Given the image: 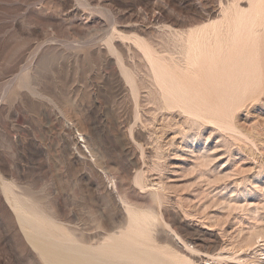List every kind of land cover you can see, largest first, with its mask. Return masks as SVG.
Segmentation results:
<instances>
[{"label":"rangeland","instance_id":"374dc122","mask_svg":"<svg viewBox=\"0 0 264 264\" xmlns=\"http://www.w3.org/2000/svg\"><path fill=\"white\" fill-rule=\"evenodd\" d=\"M240 3L248 8L247 0ZM231 5L232 0H0V264H43L10 209L7 193L14 191L23 201L55 209L58 223L63 219L86 246L126 225L120 201L151 210L159 223L152 251H162H138L139 264H151L150 255L159 254L156 264H175L179 257L181 264H264V31L256 55L245 46L240 52L246 58L239 52L232 66L223 64L227 77L217 71L220 62L216 70L206 66L213 72L202 65L188 72L178 59V31L219 21ZM141 45L150 49L145 58L153 65ZM253 56L261 58L253 62ZM169 58L176 59L174 68ZM154 63L159 75L152 74ZM159 63L174 71H162ZM178 66L190 76L200 70L201 81L217 92L203 83L200 88V79L193 81L197 76L188 77L200 86L189 85L186 74L175 72ZM173 72L178 76H169ZM209 72L225 76L215 84L219 76L213 75L216 90ZM160 74L169 84L183 77L172 84L189 98L166 81L167 87L164 81L158 87L161 81L154 78ZM195 88L208 99L199 90L195 96ZM167 95L182 97V103L190 99L188 108L174 97L170 103Z\"/></svg>","mask_w":264,"mask_h":264},{"label":"bare ground","instance_id":"6f19581e","mask_svg":"<svg viewBox=\"0 0 264 264\" xmlns=\"http://www.w3.org/2000/svg\"><path fill=\"white\" fill-rule=\"evenodd\" d=\"M238 0H232V5H231V7L230 8H226L225 10H224V13H223V15H222V17H221V20H217L216 22H212L211 21V23H209V22H206L207 23V25H205V24H203V25H205V26H201V27H199V28H194V29H192V30H186V32L184 31L183 33H182V31H181V33H180V31H178L179 33H178V39L180 40V46L178 45V43H176L175 41H176V39H177V37L175 36L176 35V31L174 32V31H172V33H170V34H173L175 37H176V39L174 38V39H171V41L172 40H175V41H173V43L175 42L178 46H179V49H180V51H179V53H180V55H181V57H180V55L179 56H176V57H180V58H178V59H181V60H183V65H184V67H185V70L187 69L188 70V72H189V70L191 71V69L192 68H195V70H196V68H197V66H199V65H202V67L204 68V69H206L207 71H208V69L212 66V64H214L213 65V68L217 65V62H220L219 64H220V66L219 67H221V68H218L217 67V71L218 70H220L221 71V74L223 73L222 72V70H224V71H226L225 69H223L222 68V66H224L225 65V63H227L226 65L227 66H229V64L228 63H231V66H232V62L230 61V59L232 60V61H234L233 59H237V57H236V55L237 54H239V52L240 51H245V49L247 50L248 48H246L245 46H247V47H250L251 48V50H253L254 48L256 49V47H258V46H256L255 47V45L256 44H258V39H261V37H259V35H260V33L262 32V31H264V0H247V2H248V8H244V7H241V5L239 6V3L240 2H243L242 0L238 3V4H236V2H237ZM228 3H230V2H228ZM220 4V3H219ZM241 4V3H240ZM225 6V5H224ZM226 6H228V5H226ZM203 8V7H202ZM200 9V8H199ZM212 9V8H211ZM214 9H215V7H214ZM217 10V9H216ZM206 12V11H205ZM213 12V11H212ZM203 13V12H202ZM210 13V12H209ZM221 13V14H222ZM204 14V13H203ZM202 14V16H204ZM207 14H208V12H207ZM220 14V15H221ZM213 15V14H212ZM201 16V15H200ZM203 18V17H202ZM207 18V17H206ZM208 19V18H207ZM211 20H212V17L210 18ZM199 20H201V19H199ZM205 20V19H204ZM203 20V21H204ZM208 21V20H207ZM214 21V20H213ZM209 23V24H208ZM189 26V25H188ZM196 27H198V26H196ZM190 28V27H189ZM192 28V27H191ZM169 34V33H168ZM262 34V33H261ZM264 34V33H263ZM263 36V35H262ZM170 37H171V35H170ZM264 37V36H263ZM137 40H139V39H137ZM110 41V40H109ZM134 41V40H133ZM135 41H136V39H135ZM141 41V40H140ZM260 41H262V40H260ZM139 42V41H138ZM138 42H136V44H135V46L138 44ZM112 42H110V44H111ZM140 43V42H139ZM107 45V44H106ZM177 45H175V46H177ZM262 45V44H261ZM142 46H144V45H141V47ZM174 45L172 44V47H173ZM137 47V49H139V47H138V45L136 46ZM141 47H140V50H142V51H144L143 53V58H145V56H147L146 55V52L148 51V50H150V49H148L147 51H145V49H144V47H142L143 49H141ZM105 48H107V47H105ZM113 48H114V46H113ZM113 48H110V49H113ZM124 48V47H123ZM129 48V47H128ZM147 48H149V46H147L146 47V49ZM174 48V47H173ZM177 47H175L174 49H176ZM242 48H243V50H242ZM249 48V49H250ZM109 49V48H108ZM118 50V52H119V49L118 48H114V50ZM127 49V48H126ZM125 49V50H126ZM173 49V50H174ZM178 49V50H179ZM255 49L253 50V53L255 52ZM124 50V51H125ZM130 50V49H129ZM152 50V49H151ZM111 51H113V50H111ZM123 51V50H122ZM121 51V52H122ZM139 51V50H138ZM109 52V51H108ZM115 54L117 53V52H115V51H113ZM174 52H176L175 50H174ZM249 52H250V50H249ZM126 53V52H125ZM129 53V52H128ZM141 53V52H140ZM149 53V52H148ZM147 53V54H148ZM242 52H240V54L238 55V57H240V55H241V57L243 58V55L245 54L244 52L241 54ZM251 53H252V51H251ZM251 53L249 54V56L251 55ZM257 53H258V51H257ZM260 53V52H259ZM107 54V53H106ZM105 54V55H106ZM115 54H114V57H115V59H117L118 57H116L115 56ZM122 55H123V53H121ZM142 54V53H141ZM151 54V53H150ZM150 54H148V56H150ZM177 54H178V52H177ZM246 54H247V52H246ZM109 55V54H108ZM118 55H119V53H118ZM127 55V54H126ZM125 55V56H126ZM154 55H156L155 54V51H154ZM154 55H153V57H154ZM174 55H176V53L174 54ZM173 55V56H174ZM248 55V54H247ZM253 55H256V52H255V54H253ZM107 56V55H106ZM158 56V55H157ZM172 56V55H171ZM236 58H235V57ZM245 56V55H244ZM248 56V57H249ZM260 56H261V54H260ZM260 56H257V57H260ZM264 56V55H263ZM124 57V56H123ZM122 57V58H123ZM151 57V56H150ZM234 57V58H233ZM248 57H247V59H248ZM256 57V58H257ZM147 58V57H146ZM145 58V60H147ZM155 58V57H154ZM245 58H246V56H245ZM252 58V57H251ZM254 58H255V56H253V62H255L254 61ZM255 58V59H256ZM261 58V57H260ZM160 59V58H159ZM167 59V58H166ZM171 58H169V60H170ZM173 59V58H172ZM171 59V60H172ZM223 59H224V61H223ZM247 59H246V61H247ZM118 61H119V59H117ZM124 60V59H123ZM148 60H150L149 62H148ZM148 60H147V62H148V64H150V62H151V64L153 65V61L151 60V59H149V57H148ZM153 60H155L154 62H156L157 61V58L156 59H153ZM168 60V61H169ZM170 60V61H171ZM174 60H176V59H174ZM174 60H173V62L171 63L172 65L174 64ZM181 60H178V61H181ZM222 60V61H221ZM227 60L228 61H230V62H227ZM105 61H107V60H105ZM116 61V60H115ZM164 61H166L165 59H164ZM169 61V62H170ZM236 61V60H235ZM249 61V60H248ZM256 61H257V59H256ZM120 63L121 62H123L121 59H120V61H119ZM119 62H118V64H119ZM167 62V61H166ZM177 62V61H176ZM244 62V61H243ZM251 62H252V60H251ZM259 62V61H258ZM107 63V62H106ZM222 63V64H221ZM249 63H250V61H249ZM147 64V65H148ZM155 64V63H154ZM158 64V63H157ZM162 64L164 65V64H167V63H163V59H162ZM170 64V63H169ZM168 64V65H169ZM177 64L180 66V64L177 62ZM181 64V65H182ZM218 64V65H219ZM224 64V65H223ZM235 63H233V65H234ZM243 64V63H242ZM242 64H241V66H242ZM255 64V63H254ZM253 64V66H255ZM259 64H260V62H259ZM122 65V64H121ZM152 65H151V67H152ZM156 65V64H155ZM154 65V66H155ZM208 65V67L209 68H207L206 66ZM209 65H211V66H209ZM217 65V66H218ZM226 65L224 66V67H226ZM235 65H238V62L235 64ZM244 65V64H243ZM257 65V64H256ZM119 66V65H118ZM117 66V69H119V67ZM149 66V65H148ZM154 66H153V68H154ZM159 67L160 66H162V65H160V63H159V65H158ZM167 66V65H166ZM166 66H162L163 68H160V69H162V71H165L166 69L167 70H169L170 69V67H169V69H168V67L167 68H165ZM171 66V65H170ZM175 66H177V65H175ZM175 67V72L176 73H178L179 71H180V67ZM206 68H205V67ZM262 66V65H261ZM261 66H260V71H261ZM121 67V66H120ZM149 68V69H152V68ZM157 67V65L155 66V68ZM236 66H234V68H235ZM125 68V65H124V67H123V71H124V73H125V70H126V68ZM158 68V67H157ZM157 68L152 72V74L155 72V71H157ZM173 68H174V65H173ZM172 68V71H174V69ZM213 68H212V70H213ZM233 68V69H234ZM244 68V67H243ZM256 68V67H255ZM255 68H254V71H255ZM159 69V68H158ZM164 69V70H163ZM181 69H183V68H181ZM198 69H201L200 68V66L198 67ZM211 69V68H210ZM209 69V70H210ZM215 70H216V67L214 68ZM222 69V70H221ZM228 69H230V68H228L227 67V72H229V71H231V70H229L228 71ZM247 69V71L249 70V68H246ZM246 69H245V71H246ZM166 70V72L168 73L169 71L170 72H172L171 70H169V71H167ZM179 70V71H178ZM184 70V69H183ZM183 70H181L180 72L183 74L184 73V71ZM186 70V71H187ZM203 70V69H202ZM212 70H210V72H213ZM241 70H243L242 69V67H241V69L239 70V72L241 71ZM121 71V70H120ZM161 71V70H160ZM160 71H158V72H160ZM178 71V72H177ZM192 71H194V69H192ZM197 71V70H196ZM200 71V70H199ZM197 72V74H196V76H197V78H196V76H195V74H194V77L192 78L191 76L193 75H188V73H185L186 75H187V79H185V81L187 82V80H188V83H189V85L192 83V81H190L191 79H194V78H196V80L194 79L193 81H195V82H197L198 81V78H199V76H198V73H200V72ZM205 71V70H204ZM206 71V72H207ZM244 71V70H243ZM242 71V72H243ZM249 71H251L252 72V69L251 70H249ZM180 72L178 73L180 76H182L181 74H180ZM195 72V71H194ZM209 72V73H210ZM232 72V71H231ZM241 72V73H242ZM250 72V74H251V76L253 75L252 73ZM123 73V72H122ZM127 73H128V71H127ZM126 73V74H127ZM174 74V72H173V74L171 75L170 73V75L169 76H173L174 77V75H177L178 76V74ZM202 75L204 76V72L202 71ZM208 73V74H209ZM215 73V75H216V77L217 76H219V73L220 72H214ZM225 73V72H224ZM224 73H223V75H224ZM233 73H235L234 72V70H233ZM232 73V74H233ZM236 73H237V71H236ZM236 73H235V75H236ZM240 73V74H241ZM245 73V72H244ZM246 73H248V72H246ZM125 74V75H126ZM150 74H151V71H150ZM154 74H156V73H154ZM158 74V73H157ZM156 74V75H157ZM161 74H162V72H161ZM160 74V75H161ZM164 74V73H163ZM185 74H183V75H185ZM220 74V76H222ZM229 74V73H228ZM227 73H225V75H226V77H227V75H228ZM239 74V73H238ZM250 74H248V75H250ZM263 74V73H262ZM159 75V74H158ZM165 75V74H164ZM200 75V74H199ZM206 75H207V73H206ZM205 75V76H206ZM210 75L212 76V77H210ZM210 75H208L210 78H211V80L209 81L210 82V84L211 85H213L212 84V82L211 81H213V80H215V75L213 74V73H210ZM213 75H214V77H213ZM154 76V75H153ZM165 76H167V74L165 75ZM188 76H190V80H189V77ZM204 76V77H205ZM207 76V77H208ZM220 76L217 78V80H215V82L213 81V83H215L216 84V82L217 81H222V80H224L225 78H223V77H225V76H222V80H221V78H220ZM247 76V75H246ZM128 78H126V79H128L129 80V75L127 76ZM157 77V76H156ZM155 77V78H156ZM161 77H164V76H158V79L156 80L155 78H154V80L157 82V81H161ZM173 77H171V78H173ZM200 77H201V75H200ZM238 77V76H237ZM241 77V76H240ZM239 77V78H240ZM257 77H259V75L257 76ZM161 78V79H160ZM166 78V77H165ZM164 78V79H165ZM170 78V77H169ZM176 78H179V77H176ZM185 78V77H184ZM206 78V77H205ZM220 78V80H218ZM229 78H230V75H229ZM249 78V77H248ZM253 78H254V76H253ZM122 79H123V77H122ZM151 79H152V76H151ZM163 79V81L165 82L166 80H164ZM182 79H183V77H181L180 78V80H181V82H182ZM200 79V78H199ZM204 79V78H203ZM208 79V78H207ZM207 79H205V80H207ZM213 79V80H212ZM228 79V78H227ZM232 79H235V78H232ZM231 79V80H232ZM241 79V78H240ZM124 80V79H123ZM153 80V81H154ZM172 80V79H171ZM171 80H170V84H171V86L173 87V88H175V86H173V84H172V82L174 81V80H176L175 78H174V80L171 82ZM179 79L178 80H176V81H180ZM202 80V78L200 79V82H201V86L200 85H198L197 83H192V86L194 87H199L200 86V88L202 87V86H204V85H207V84H204V83H206L204 80L203 81H201ZM226 80V79H225ZM229 80V79H228ZM227 80V81H228ZM237 80L238 79H236L235 81L237 82ZM254 80H255V82H256V79L254 78ZM125 81V80H124ZM154 81V82H155ZM163 81H161V82H159V84H158V87L160 86H162L163 84H160V83H163ZM169 81V80H168ZM190 81V82H189ZM234 81V82H235ZM243 81H244V79H243ZM250 81H252V80H250ZM128 83H130L129 81H127ZM167 82V81H166ZM164 83L165 85V87H167L166 86V84L168 83ZM181 82H179V84H181L182 85V87L184 86V85H188V83H185L184 85H183V83H181ZM183 82H184V79H183ZM204 82V83H203ZM208 82V81H207ZM209 82H208V84H209ZM232 82H233V80H232ZM232 82L230 83V84H232ZM241 82V81H240ZM249 82V81H248ZM259 82H260V80H259ZM126 83V82H125ZM132 83V82H131ZM174 83V82H173ZM202 83L204 84V85H202ZM224 83V82H223ZM156 84V83H155ZM156 84V85H157ZM169 83H168V85H170ZM176 84V82L174 83V85ZM194 84V85H193ZM195 84H197V85H195ZM124 85V84H123ZM129 85H131V84H129ZM210 85V86H211ZM223 85V84H222ZM222 85H221V88H220V90L223 88L222 87ZM246 85V84H245ZM253 85H254V83H253ZM177 86H178V84H177ZM176 86V87H177ZM208 86V85H207ZM214 86V85H213ZM217 86V85H216ZM224 86V85H223ZM226 86V85H225ZM227 86H228V84H227ZM226 86V88H228ZM230 86V85H229ZM235 86H236V84H235ZM248 86V85H247ZM257 86H259L258 85V83H257ZM164 87V88H165ZM189 87V86H188ZM192 87V88H193ZM209 87V86H208ZM208 87H206V89H204V87H203V89L202 90H206V92H208V90H207V88ZM215 87V86H214ZM214 87H212V88H214ZM220 87V86H219ZM219 87L217 86V88L219 89ZM163 87H162V90L164 89ZM178 88V87H177ZM177 88H175V90H177L178 92L177 93H180L181 92V90H179L181 87H179L178 89ZM185 88V87H184ZM184 88H183V90H184ZM187 88V87H186ZM191 88V87H190ZM192 88H191V90H192ZM225 88V90H227ZM233 88V87H232ZM235 88V87H234ZM236 88H238V87H236ZM123 89V88H122ZM167 89V88H166ZM194 89V88H193ZM209 89L210 90H212V91H209V92H212V94H213V92L214 93H216L217 92V90H216V87H215V90L216 91H213V89H211V87H209ZM131 90H132V88H131ZM130 90V91H131ZM161 90V89H160ZM160 90H158V91H160ZM161 90V91H162ZM168 90V89H167ZM182 90V91H183ZM188 90H189V88H188ZM188 90L186 91V93L188 92ZM196 90H199V92L201 93V90L200 89H196L195 88V92H194V95L195 94H197L196 93ZM223 90L224 89H222V92H223ZM239 90V89H238ZM237 90V91H238ZM253 90H254V88H253ZM163 91H165V93L166 94H169L170 93V91L172 92V90L170 89L169 90V92L167 93L166 92V90L164 89ZM193 91V90H192ZM203 91V92H204ZM229 91V90H228ZM234 91V90H233ZM136 92V91H135ZM184 92V91H183ZM189 92H191L190 90H189ZM198 92V93H199ZM209 92H208V94H209ZM220 92V91H219ZM163 94L162 95H164L165 93L164 92H162ZM177 93H172V95H177ZM205 93V92H204ZM226 93V91L223 93V95ZM236 93V92H235ZM234 93V94H235ZM159 94V93H158ZM180 94H182V97H184V95H185V92H184V95H183V93H180ZM188 94V93H187ZM186 94V95H187ZM191 94V93H190ZM188 95V96H190V101H191V103L193 102L192 101V96L191 95ZM207 94V95H208ZM222 94V93H221ZM221 94H219V95H221ZM233 93H232V95H234ZM237 94V93H236ZM239 94V93H238ZM160 95V94H159ZM171 94H169V96H170ZM185 95V97L188 99L189 97H187ZM193 95V96H194ZM201 95V98H203V95H202V93L200 94ZM199 95V96H200ZM135 97H136V95H134ZM165 96V95H164ZM163 96V97H164ZM168 96V95H167ZM166 96V97H167ZM168 96V99H171V97H169ZM196 96V95H195ZM205 96V95H204ZM209 96V95H208ZM216 96L218 97V95L216 94ZM134 97V98H135ZM162 96L160 95V98H161ZM165 97V98H166ZM174 97V99L176 100V102L177 101H180V99L182 98V97H180V98H178L177 99V97H175V96H173ZM172 97V98H173ZM179 97V96H178ZM184 97V98H185ZM198 97V96H197ZM222 97V96H221ZM220 96L218 97L219 99L221 98ZM138 98V97H137ZM165 98H163V100L161 99V102L163 101V103H165V101H164V99ZM200 98V97H199ZM198 98V99H199ZM208 99V97L207 96H205L203 99ZM224 98V97H223ZM174 99H171L172 100V102L171 101H169L170 103H173V101H175ZM186 99V100H187ZM198 99H195V101L196 100H198ZM135 101L134 102H136V100L137 99H134ZM184 99L182 98V101H183ZM189 100L187 101V102H185V103H187L186 105L187 106H185L184 104L185 103H182L181 101H180V103L179 104H181L182 103V105H184V107H186V108H188V103H189ZM201 100V99H200ZM223 100V99H222ZM185 101V100H184ZM168 102V101H167ZM176 102L173 104L174 106H175V104H176ZM197 102V101H196ZM203 102H205V100L204 101H202V103L201 102H198L199 104L201 103V104H203ZM206 102H207V100H206ZM136 103H138V100H137V102ZM136 103H135V105H136ZM162 103V104H163ZM177 103V104H178ZM194 103V104H193ZM192 103V105H194L195 106V102H193ZM198 103H196V105L198 104ZM221 103H223V101H221ZM161 104V103H160ZM167 105L169 104V103H166ZM166 104H164V105H166ZM198 104V105H199ZM171 105V104H170ZM191 104H189V106H190ZM205 105V104H204ZM138 106V105H137ZM163 106V105H162ZM203 106V105H202ZM178 107L180 108V106L178 105ZM192 107V106H191ZM201 107V106H200ZM176 108V107H175ZM181 108H183L182 106H181ZM185 108V109H186ZM190 108V107H189ZM193 108H195V107H193ZM192 108H190V110H191ZM196 109H197V106H196ZM183 110H184V108H183ZM198 110V109H197ZM196 110V111H197ZM186 111H187V109H186ZM205 111V110H204ZM189 112V111H188ZM191 112H195L194 110H192ZM76 144V143H75ZM74 146V145H73ZM131 146V145H130ZM130 146H128V148L130 147ZM88 147V146H87ZM77 148V147H76ZM127 148V147H126ZM125 148V149H126ZM129 150V149H128ZM133 150V149H132ZM76 151V150H75ZM82 151V150H81ZM76 152H78V151H76ZM128 152V151H127ZM71 153H72V151H71ZM149 153V152H148ZM138 177V176H137ZM97 178V177H96ZM136 178V177H135ZM134 178V179H135ZM138 179H139V177H138ZM137 179V181H139ZM97 181V180H96ZM135 181H136V179H135ZM134 181V182H135ZM136 181V182H137ZM97 183H99V182H97ZM96 183V184H97ZM138 183V182H137ZM139 183H141V181L139 182ZM141 184H143V183H141ZM5 185V184H4ZM3 185V186H4ZM8 185V184H7ZM137 185V184H136ZM3 186H2V188H3ZM9 186H10V184H9ZM99 186V185H98ZM11 187V186H10ZM92 187V186H91ZM142 187H144V186H142ZM88 188H90V187H88ZM155 188V187H154ZM6 189V188H5ZM7 189H8V186H7ZM101 189V188H100ZM10 190H12V187H11V189H9V191ZM14 190V189H13ZM12 190V191H13ZM92 190V189H91ZM105 190V189H104ZM107 190V189H106ZM3 191V190H2ZM9 191H7V192H9ZM11 191V192H12ZM108 191V190H107ZM6 192V193H7ZM15 192V191H14ZM13 192V193H14ZM13 193H12V195L11 194H9V193H7L9 196L7 197V201H8V203H9V205H10V209H12V211L14 212V215L16 216V218H17V220H18V222H19V225H18V227H19V229H20V227H21V233H22V230H23V232H24V234H25V239L27 238L28 239V241H29V243H30V245H31V248L33 247L34 249H35V251L37 252V254H38V257L41 259V262H43V264H131V263H133L134 261L136 262V261H140L141 260V254H139V252H141L142 250H144V249H149V250H147V252L145 251V253L147 254V255H149L148 253L150 252V253H152L153 251L152 250H154V245H153V241H155L154 239H153V235L155 234H152V232L153 231H155L154 230V228L156 227V226H158V224L156 225L155 224V220H158V218L157 217H155V218H157V219H155L152 215H154V213H150L149 211H151V210H147L146 209V211H144V212H140V209L138 210V208H137V210H134L133 208H132V206L130 205V203H129V205L125 202V201H120V205L123 207V211L125 212L123 215H126V217H124V219L126 218V225L123 223L122 225L123 226H121V228L119 227V231H117V232H119V233H117V234H114V235H112V236H110V235H108V237H105V239L103 240V242L102 241H100L99 242V244H95V246H86V245H83V243H79V239L77 240L76 238H75V236H72V232H70V231H72V230H68L67 229V227H68V225H67V227L65 228V226H66V224L64 225L61 221L63 220H61L60 222H61V225L58 223V221H57V219H55L56 218V216H55V214H57V212L55 213V209L54 210H51V209H49V207H48V209H46V207L44 208L43 206H41V205H38V202L37 203H35V202H30V201H23L24 199L22 198V200L21 199H19L20 198V194H18V196H19V198L15 195V193H14V195H13ZM103 193H105V191L103 192ZM107 193V192H106ZM109 193V192H108ZM106 195V197H107V194H105ZM154 195V194H153ZM108 197H109V194H108ZM25 198V197H24ZM28 198V197H27ZM105 198V197H104ZM110 198V197H109ZM112 198V197H111ZM30 199H32V198H30ZM118 199H121V198H118ZM25 200H26V198H25ZM29 200V199H28ZM34 200V199H33ZM111 200V199H110ZM113 200V199H112ZM107 201V200H106ZM106 203H108V202H106ZM110 203H108V205H109ZM115 204V203H114ZM118 205V204H117ZM46 206V205H45ZM48 206V205H47ZM56 206H58V205H56ZM130 206H131V208H130ZM53 207V206H52ZM55 207V206H54ZM53 207V208H54ZM108 207V206H107ZM114 207H115V205H114ZM51 208V207H50ZM108 208H110V207H108ZM119 208V207H118ZM113 209V208H112ZM51 210V211H50ZM109 211H110V209H108ZM114 210V209H113ZM113 210H111L110 212H112ZM117 210V209H116ZM62 211V210H61ZM121 211V210H120ZM141 211H142V209H141ZM149 212L150 214H148V213H145V212ZM12 212V213H13ZM91 212V211H90ZM95 212V211H94ZM109 212V213H110ZM115 212H117V211H115ZM119 212V211H118ZM153 212V211H152ZM64 213V212H63ZM114 213V212H113ZM60 214V213H59ZM59 214H57V215H59ZM62 214V213H61ZM96 214V213H95ZM110 214H112V213H110ZM120 214V213H119ZM152 214V215H151ZM101 215V214H100ZM113 215H115V213L113 214ZM121 215V214H120ZM60 216V215H59ZM64 216V215H63ZM101 216H103V214L101 215ZM101 216H99V217H101ZM58 217V216H57ZM61 217V216H60ZM67 217V216H66ZM65 217V218H66ZM104 217V216H103ZM115 217H118L117 216V214H116V216ZM122 217V216H121ZM15 218V219H16ZM59 218V217H58ZM64 218V217H63ZM112 217H110V219H111ZM114 218V217H113ZM113 218H112V220H113ZM120 218V217H119ZM123 218V217H122ZM121 218V219H122ZM104 219V218H103ZM109 219L108 217H106L105 218V220H103V221H107V220ZM102 220V219H101ZM123 220V219H122ZM111 223H110V225H112V221L111 220H109ZM114 221V220H113ZM17 222V223H18ZM106 222H104V224H105ZM99 224V223H98ZM63 225V226H62ZM114 225V224H113ZM106 226V225H105ZM124 226H126L125 228H124V230L122 231L121 229L124 227ZM107 227V226H106ZM108 228V227H107ZM110 228H111V226H110ZM113 228V227H112ZM158 228V227H157ZM156 228V229H157ZM109 229V228H108ZM105 230H106V228H105ZM113 230V229H112ZM108 231V230H107ZM114 231V230H113ZM113 231L111 232V230L109 229V231L108 232H111V233H113ZM74 233V232H73ZM115 233V232H114ZM110 234V233H109ZM23 235V234H22ZM74 237V238H73ZM23 238H24V236H23ZM104 238V237H103ZM156 238V237H155ZM81 240V239H80ZM27 241V242H28ZM98 243V242H97ZM155 244V243H154ZM174 244H176V243H174ZM29 245V244H28ZM29 245V246H30ZM91 245H93V243L91 244ZM156 245V244H155ZM159 247V246H158ZM177 247V246H176ZM32 248V249H33ZM161 248V247H160ZM157 249V248H156ZM167 249V248H166ZM166 249H164L163 248V251L164 250H166ZM158 250V249H157ZM171 250H173V249H171ZM171 250L169 251V252H171ZM139 251V252H138ZM159 252L160 251H162L161 249L160 250H158ZM157 251V252H158ZM135 252H137V255H136V253ZM143 252V251H142ZM156 251H154L153 253H155ZM156 252V253H157ZM165 252V251H164ZM163 252V253H164ZM172 252H174V250L172 251ZM155 253V254H156ZM166 253V252H165ZM158 254V253H157ZM168 254V253H167ZM155 256H157V255H155ZM159 256H162V254L160 255L159 254ZM159 256H157V257H159ZM163 256H164V260H165V255L163 254ZM167 256V255H166ZM171 256V255H170ZM175 256V255H174ZM173 256V257H174ZM144 257V256H143ZM148 257V256H147ZM157 257H154V256H151L150 255V258H149V260L148 259H146V261L148 260L149 261V263H151V264H156L157 262L156 261H158V259H157ZM178 256H176V258H177ZM204 257V256H203ZM207 257V256H206ZM170 258V257H169ZM175 258V259H176ZM208 258V257H207ZM144 259V258H143ZM143 259H142V261H143ZM167 259H168V257H167ZM39 260V259H38ZM160 260H161V257H160ZM164 260L162 261V262H164ZM169 260V259H168ZM168 260H165V262L163 263V264H168L167 262H168ZM179 260L180 261H177V262H179V264H181V261L183 260H181V257H179ZM207 260V259H206ZM183 261H185V260H183ZM182 261V262H183ZM141 262V261H140ZM161 262V261H160ZM175 262V261H174ZM177 262H175V264H178ZM136 263H138V262H136ZM169 263H170V261H169ZM40 264V263H39ZM139 264V263H138ZM141 264V263H140ZM172 264H173V262H172ZM187 264V263H186ZM189 264V263H188Z\"/></svg>","mask_w":264,"mask_h":264}]
</instances>
